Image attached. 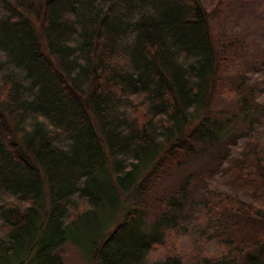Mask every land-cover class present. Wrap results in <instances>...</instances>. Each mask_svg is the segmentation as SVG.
Segmentation results:
<instances>
[{"label":"trees","instance_id":"obj_1","mask_svg":"<svg viewBox=\"0 0 264 264\" xmlns=\"http://www.w3.org/2000/svg\"><path fill=\"white\" fill-rule=\"evenodd\" d=\"M253 1L0 0V264H264Z\"/></svg>","mask_w":264,"mask_h":264},{"label":"rangeland","instance_id":"obj_2","mask_svg":"<svg viewBox=\"0 0 264 264\" xmlns=\"http://www.w3.org/2000/svg\"><path fill=\"white\" fill-rule=\"evenodd\" d=\"M262 10H264V0L253 1L245 10L249 13V15L245 18L239 19L240 24L243 26L245 25V27H247L248 25L252 26V28L255 27L257 25V23L251 22V20H249L250 16L253 15L254 12L259 13ZM240 11L241 10H238V12H236L234 15L235 16L240 15ZM222 19L224 21H226L224 18H222ZM241 25H239V26H241ZM219 28L221 30L223 29L221 27H219ZM225 102H226L225 97H221V95H219L218 97L216 96L215 105H218L219 108L224 107L225 105L228 104V102H226V103ZM178 178H179V172L174 173V175L169 180L170 184H169V186H167V188H170V187H172V185L178 183L177 182V181H179ZM196 190H197V188H196ZM166 242H168L167 247L162 245V247H157L155 251H152V253H151L152 259L159 260V259L165 257L166 255L170 254V251L172 250V243H174V246L179 249V248H184L185 244L190 242L191 250L188 252H184V253H187L189 257L196 255L199 248H200V246H198L196 244V242H193L192 239L186 240V237H182V236H180L178 238V234L175 232L169 236V238L167 239ZM206 247L210 253H217L218 252V249L216 247H214V245H212V244H209ZM62 253L64 254L65 264H92V263L88 262L87 260H85V258H83L80 255L79 251L74 246H72L70 244L66 245L63 248ZM175 253L176 252H174L172 254H175Z\"/></svg>","mask_w":264,"mask_h":264}]
</instances>
